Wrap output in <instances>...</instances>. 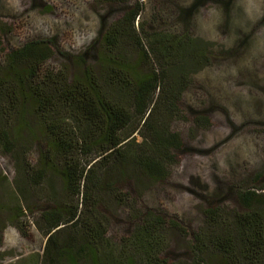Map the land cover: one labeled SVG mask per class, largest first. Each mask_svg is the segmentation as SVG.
I'll return each mask as SVG.
<instances>
[{"label": "trees", "instance_id": "1", "mask_svg": "<svg viewBox=\"0 0 264 264\" xmlns=\"http://www.w3.org/2000/svg\"><path fill=\"white\" fill-rule=\"evenodd\" d=\"M101 1L118 4L121 14L93 43L91 59L87 51L75 57L74 71L49 63L46 39L0 56V144L30 183L61 182L59 189L51 181L45 198L54 206L41 207L36 219L48 237L40 264H264V187L238 186L233 205L219 185L218 200L202 207L203 224L191 233L142 199L149 184L169 179L183 150L172 121L186 119L181 104L193 73L212 62V47L193 23L210 0L172 1V10L159 0L152 20L144 15L147 0ZM36 144L35 159L29 150ZM16 187L11 222L21 224L37 207L26 187ZM116 207L126 213V235L110 234ZM4 229L0 218V245ZM173 233L191 236V261L167 257Z\"/></svg>", "mask_w": 264, "mask_h": 264}, {"label": "rangeland", "instance_id": "2", "mask_svg": "<svg viewBox=\"0 0 264 264\" xmlns=\"http://www.w3.org/2000/svg\"><path fill=\"white\" fill-rule=\"evenodd\" d=\"M148 1L144 15L152 20L163 5L159 0ZM163 1L172 10V1L187 7L194 0ZM206 3L193 16V23L195 34L212 47V62L193 73L181 104L186 119L172 121V128L184 140L183 150L169 179L149 184L142 197L176 217L190 233L203 224L202 207L218 200L214 193L219 185L222 197L233 205L238 186L264 187V0ZM120 14L118 4L110 7L101 0H0V56L31 40L46 39L54 51L49 63L74 71L75 57L87 51L91 59V46ZM202 115L207 122L200 125L196 119ZM134 136L141 139L137 131ZM39 146H30L35 159ZM17 181L27 188L28 203L37 207L35 217L28 212L26 219L21 218L23 224L11 222ZM51 181L61 189L54 176L43 186L30 183L27 172L18 171L14 155L0 144V218L5 223L0 264H40L43 260L48 237L36 219L41 207L54 206L45 198L52 196ZM24 208L28 211L27 204ZM115 210L119 219H113L110 234L126 235V213L122 208ZM171 239L167 257L191 261V236L173 233Z\"/></svg>", "mask_w": 264, "mask_h": 264}, {"label": "water", "instance_id": "3", "mask_svg": "<svg viewBox=\"0 0 264 264\" xmlns=\"http://www.w3.org/2000/svg\"><path fill=\"white\" fill-rule=\"evenodd\" d=\"M264 192V190H262Z\"/></svg>", "mask_w": 264, "mask_h": 264}]
</instances>
